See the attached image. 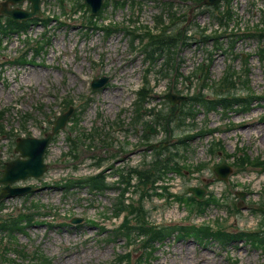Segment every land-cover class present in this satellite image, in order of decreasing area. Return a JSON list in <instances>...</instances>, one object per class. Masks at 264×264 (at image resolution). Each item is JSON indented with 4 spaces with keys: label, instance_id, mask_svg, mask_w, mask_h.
Wrapping results in <instances>:
<instances>
[{
    "label": "rangeland",
    "instance_id": "obj_1",
    "mask_svg": "<svg viewBox=\"0 0 264 264\" xmlns=\"http://www.w3.org/2000/svg\"><path fill=\"white\" fill-rule=\"evenodd\" d=\"M42 1V16L45 14L52 20L48 26L38 24L31 27L32 37L28 38L35 46L38 43L44 46L37 58L27 63L16 62L17 55L28 59L23 49V43H27L28 38L0 34V110L8 109L3 120L5 130L16 133H0V162L16 156L14 148L18 137L29 136V133L30 136H44L52 128L53 121L69 105L74 108L71 118L78 108L82 113L77 117L78 123L75 120L73 125L68 124L52 140L46 154L48 170L40 178L19 183L37 187L36 191H32L31 196L23 194L3 202V214H15L5 219L23 215L31 219V223L16 235L0 230V252L27 249V257L47 258V264H231L220 247L200 245L192 239L179 241L172 238L168 241L171 234L164 241L156 243L157 249L152 250L151 255L148 249L132 248L131 258L118 259L119 251L124 250L126 244L117 242L122 237L116 242L112 238L113 228L119 224L108 212L117 199L115 193L95 195V188L90 193L88 185L92 182L88 178L80 179L82 185H68L82 175L96 173L109 166L115 169L139 165L137 169H143L156 154L155 151H147L146 145L159 140L168 145L177 140V135L167 136L158 125L154 134L148 138L144 136L147 129L144 122H151L156 117V114L146 112L156 109L167 113L170 103L164 94L155 96L153 92L151 101L142 109L145 114L140 120H135L138 90L147 81L156 88L159 80L165 79V88H156V92H167L173 87L175 91L189 95L201 84V78L198 79L194 73L202 64L209 65L215 80L228 65H234L240 72L244 70V60H234L231 50L244 56L254 54L248 60V80L244 79L243 85L235 90V96H243L244 92H252L256 96L250 109L247 113L237 110L238 113L234 115L226 112L225 116L214 112L207 118L202 112L196 121L188 119L187 125L177 128L176 133L186 134L188 129L198 130L201 127L200 133L218 128V132H212L211 136L202 139L208 147L210 141L215 140L222 144V152L226 155L237 157L249 152L253 156L264 157V108H260L264 107V61L259 59L261 48H264V37L260 38L261 31L257 29L264 30V0H223L219 4L222 5L221 10L225 11L230 2L235 12L234 19L228 25L216 21L218 10L197 5L194 0H127L125 6L118 7L110 0L104 15L107 21L112 20L118 25L110 36L88 24L87 11L81 0H67L64 8L58 0ZM77 3L80 10L73 14L71 7L74 8ZM14 6L30 8L27 1ZM162 10L167 23L173 18L172 14L185 15V19L178 21L170 34L177 33L183 26L187 35L185 42L189 44L180 42L174 48L172 66L167 65L168 53L167 58L164 56L157 61H145L139 51L142 41L136 39L134 44L137 49H134L132 36H126L124 29V26H139V21L154 26V17ZM206 28L212 30L207 32ZM202 29L208 34L214 33V29L220 33L227 29V36L221 39L224 41L222 47H216L214 40L201 41ZM138 32L143 33L144 30L139 29ZM231 32L239 35L234 45H231L234 40ZM245 32L253 35H244ZM237 75L234 76L237 78ZM103 76L108 77V82L102 88L92 89V80ZM208 91L203 95L214 100L216 87ZM67 100H70L69 105ZM206 120L210 122L205 124ZM171 127L175 131V121L171 122ZM95 129L99 130V134L84 137ZM68 131L77 133V158L69 154L70 145L66 140ZM191 145H195V139ZM222 152L218 156H211L207 150L202 155L201 163L204 166L201 170L194 175L184 174L170 180L171 191L181 194L188 191L190 186H201L206 189L203 199L212 193V197L221 199L220 203L213 202L204 214L197 215L189 213V209L196 206L188 200H185L184 206H178L154 196L146 201L150 219L162 224L219 220L228 227L233 224L235 228L259 231L260 226H256L259 218L253 211L259 208V203L264 199V176L258 170L236 172L235 169L228 183L218 181L214 167L224 157ZM195 155L192 152L190 157ZM224 159L228 163L233 161L232 158ZM151 188L150 183L143 184L139 179L140 194ZM238 190L244 192L242 196L236 195ZM238 202L243 204L239 211L236 210ZM26 206L27 211L20 213ZM74 217H80L82 221L73 223ZM259 217L260 225L264 226V208L259 209ZM185 237L182 235V238ZM231 249L232 255L240 259V264H264L262 253L246 244L233 245ZM17 262L32 264L22 260Z\"/></svg>",
    "mask_w": 264,
    "mask_h": 264
},
{
    "label": "trees",
    "instance_id": "obj_2",
    "mask_svg": "<svg viewBox=\"0 0 264 264\" xmlns=\"http://www.w3.org/2000/svg\"><path fill=\"white\" fill-rule=\"evenodd\" d=\"M194 2L199 3L201 2V0H194ZM117 4H126L125 1L119 2V0H117L116 2ZM108 2L105 3V7L107 6ZM88 9V12H90V9ZM229 13V12H228ZM175 17V16H174ZM94 18L97 19H103V12H101L98 16H95L94 14L89 15L88 18V23L90 25H93V27H97L96 22L94 21ZM177 18V17H175ZM221 20V19H220ZM39 21H41L40 18H34L32 19L30 22L28 21H15L10 17H4L2 15H0V27L3 30L4 34H14V35H20L22 32L25 33V31L29 28L30 24L32 22L38 23ZM157 22L158 24H162L161 25V31L158 34H155L152 29L148 28L146 31H144V33H138V32H132L131 30L127 29L126 31V36L131 35L132 36V42L135 43L136 39H140L142 41V49H141V53H143L144 58L147 60H156L159 57H161L163 55V53L165 52H173V48L177 47L178 44L184 43L185 42V38L187 37V35L184 33V29L180 28L179 31L177 33L174 34H168L170 33V31L174 28L175 26V21H172L170 23H167V25L164 24V20L161 16H158L157 18ZM103 30H105V32L107 33V35H110L115 28L114 23L109 22L107 24H105L103 22V25L101 27ZM136 30V29H135ZM168 31V32H167ZM222 35H214L213 38L216 40L217 43V47L221 46V42H220V37ZM205 39H209L210 36H205ZM186 43V42H185ZM43 46H41L42 48ZM200 71L202 73H205L206 69L205 67H201ZM225 84L229 87L230 85H233V82L230 81V79H227L225 81ZM149 96V89L147 87L141 89L140 91V99L142 101L147 100V97ZM192 99H194L195 101H204V99L199 98V97H193ZM141 101V102H142ZM239 99H231L230 97H223L218 101H214V100H210L207 101V105L209 108L212 107H218V106H223V107H229L231 106L233 103L238 102ZM186 104V102H184L181 106H176L177 108H180L182 106H184ZM4 112H1V114H3ZM180 117L184 116V110H180L178 111L176 108H171L170 112L168 114H159V118L161 119V121L163 122V129L166 131V133L172 135V132L174 131V129L169 125L170 120H179ZM183 119V118H181ZM2 118H0V132H4V126L1 122ZM161 121L158 120L159 123H161ZM158 125V123H157ZM174 136V134H173ZM172 136V137H173ZM190 137V136H186L182 139L179 140V143L181 144V146L185 145L186 143V139ZM164 142V141H163ZM74 144L76 145V142L74 141ZM173 147H176V149H174ZM180 149V146H178L176 143H173L171 145L165 146L163 143H161L160 147H159V151H158V155L160 156L161 154L164 155V153L167 154L168 159H173L174 156L176 155L177 150ZM164 161L167 164V160L165 159V157H162L161 159L157 160L156 162V167H155V172L148 175L146 172L142 175V178H149L152 177L153 178V189H156L157 186L155 184V182L158 180H163L166 172H165V166L166 164L163 166ZM1 173V171H0ZM90 181L93 182V184L97 187V188H102L104 181L102 179H97V178H91ZM145 196V193L142 195V197ZM9 225V224H8ZM19 224L17 222L13 223V229H18L17 226ZM165 227V225H158V226H154V227H148L147 229L142 228V227H127L125 234L126 235H131V233L133 232V230L135 229H139L140 233H147L150 235L149 240L150 242H157L160 241L161 239H165L168 235H166L161 229H163ZM8 228V226H7ZM192 230V229H191ZM158 232V233H157ZM161 234H160V233ZM161 235V237H160Z\"/></svg>",
    "mask_w": 264,
    "mask_h": 264
},
{
    "label": "water",
    "instance_id": "obj_3",
    "mask_svg": "<svg viewBox=\"0 0 264 264\" xmlns=\"http://www.w3.org/2000/svg\"><path fill=\"white\" fill-rule=\"evenodd\" d=\"M22 0H6L2 3V8L0 13L8 15L15 20H24L31 18L35 15H41L40 2L41 0H30L32 2L33 10L27 11L19 7L12 8L9 6L10 3L16 4ZM104 0H85V2L90 6L93 13H98L103 5ZM220 0H204L205 4L214 5L217 4ZM106 78H101L96 80L93 84L94 87H101L106 83ZM166 97L171 100L172 105L179 103L184 100L185 97L178 96L173 93H168ZM72 113V108L62 115L55 123L53 131L47 133L43 138H19L17 140L16 151L21 152V157L29 156L28 159L17 158L15 160L9 161L6 163L5 171L3 177L0 178V183H6L0 192V200L3 198L11 197L24 193L31 190L30 187L17 188L12 187L11 184L18 179H25L30 176L39 177L46 170V164L44 163V153L48 146L49 141L51 140L54 133H56L59 128L64 127L67 119ZM216 172L222 177L225 173L230 171V168L227 166H219L216 169ZM23 189V190H22ZM196 192L197 195H201V191L197 189H192ZM79 221V220H75Z\"/></svg>",
    "mask_w": 264,
    "mask_h": 264
},
{
    "label": "bare ground",
    "instance_id": "obj_4",
    "mask_svg": "<svg viewBox=\"0 0 264 264\" xmlns=\"http://www.w3.org/2000/svg\"><path fill=\"white\" fill-rule=\"evenodd\" d=\"M158 233V232H157ZM160 233V232H159ZM161 234V233H160ZM160 237H161V235H160ZM158 244V243H157ZM160 244V243H159ZM162 245V244H161ZM154 261V260H153Z\"/></svg>",
    "mask_w": 264,
    "mask_h": 264
}]
</instances>
